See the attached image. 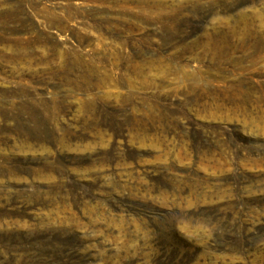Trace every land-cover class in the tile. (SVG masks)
<instances>
[{
	"label": "rangeland",
	"instance_id": "374dc122",
	"mask_svg": "<svg viewBox=\"0 0 264 264\" xmlns=\"http://www.w3.org/2000/svg\"><path fill=\"white\" fill-rule=\"evenodd\" d=\"M0 264H264V0H0Z\"/></svg>",
	"mask_w": 264,
	"mask_h": 264
},
{
	"label": "bare ground",
	"instance_id": "6f19581e",
	"mask_svg": "<svg viewBox=\"0 0 264 264\" xmlns=\"http://www.w3.org/2000/svg\"><path fill=\"white\" fill-rule=\"evenodd\" d=\"M243 17H245V16H243Z\"/></svg>",
	"mask_w": 264,
	"mask_h": 264
}]
</instances>
